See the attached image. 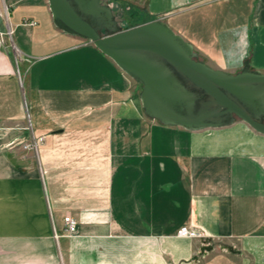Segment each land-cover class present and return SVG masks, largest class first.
I'll return each instance as SVG.
<instances>
[{"label":"crops","instance_id":"0c3cea01","mask_svg":"<svg viewBox=\"0 0 264 264\" xmlns=\"http://www.w3.org/2000/svg\"><path fill=\"white\" fill-rule=\"evenodd\" d=\"M105 1L123 27L163 18L213 67L264 71V0ZM4 3L17 49L0 41V264H264V133L161 123L47 0Z\"/></svg>","mask_w":264,"mask_h":264},{"label":"water","instance_id":"95a60500","mask_svg":"<svg viewBox=\"0 0 264 264\" xmlns=\"http://www.w3.org/2000/svg\"><path fill=\"white\" fill-rule=\"evenodd\" d=\"M55 26L88 39L141 85L145 115L187 129L240 118L264 133V71L213 67L166 20L123 27L104 0H47Z\"/></svg>","mask_w":264,"mask_h":264},{"label":"built area","instance_id":"2783aa9c","mask_svg":"<svg viewBox=\"0 0 264 264\" xmlns=\"http://www.w3.org/2000/svg\"><path fill=\"white\" fill-rule=\"evenodd\" d=\"M0 16L4 19L5 29L0 30V41H4L5 37H9L11 40V46L14 49H17L14 42L12 41V33L13 27L10 25L7 19V5L4 3L2 8L0 9ZM25 23L34 24L36 21L34 19L24 20ZM28 59V58H27ZM27 146V145H26ZM64 221V232L68 235H72L77 230V221L76 219L70 214L66 213L63 216ZM178 235L181 236H188V237H201L203 238L205 235L195 228H192L188 225H182L177 229Z\"/></svg>","mask_w":264,"mask_h":264},{"label":"rangeland","instance_id":"374dc122","mask_svg":"<svg viewBox=\"0 0 264 264\" xmlns=\"http://www.w3.org/2000/svg\"><path fill=\"white\" fill-rule=\"evenodd\" d=\"M104 1H105V0H104ZM199 57H200V55H199ZM200 58H201V57H200ZM139 89H141V85H140V83H139ZM43 140H44V137H43V136H39V137L36 138L35 142H36L37 144H40V143L43 142ZM36 143H34V138H33V142H30V145H31V146H34ZM74 218H75V217H74Z\"/></svg>","mask_w":264,"mask_h":264}]
</instances>
